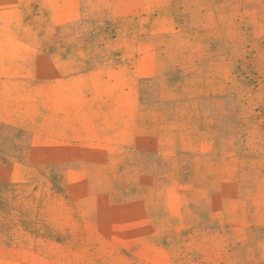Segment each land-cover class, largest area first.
<instances>
[{
    "label": "rangeland",
    "instance_id": "obj_1",
    "mask_svg": "<svg viewBox=\"0 0 264 264\" xmlns=\"http://www.w3.org/2000/svg\"><path fill=\"white\" fill-rule=\"evenodd\" d=\"M0 264H264V0H0Z\"/></svg>",
    "mask_w": 264,
    "mask_h": 264
}]
</instances>
